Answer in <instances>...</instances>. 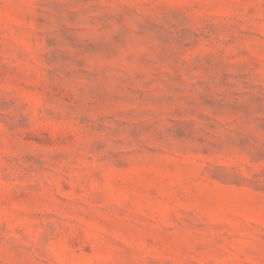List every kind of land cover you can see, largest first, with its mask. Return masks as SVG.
<instances>
[{
	"label": "rangeland",
	"instance_id": "obj_1",
	"mask_svg": "<svg viewBox=\"0 0 264 264\" xmlns=\"http://www.w3.org/2000/svg\"><path fill=\"white\" fill-rule=\"evenodd\" d=\"M0 264H264V0H0Z\"/></svg>",
	"mask_w": 264,
	"mask_h": 264
}]
</instances>
